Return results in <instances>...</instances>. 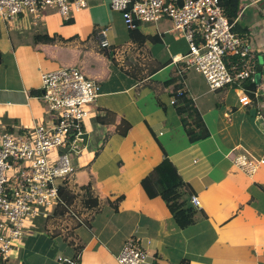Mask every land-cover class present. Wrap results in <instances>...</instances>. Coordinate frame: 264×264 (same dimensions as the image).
Masks as SVG:
<instances>
[{
    "label": "crops",
    "instance_id": "1",
    "mask_svg": "<svg viewBox=\"0 0 264 264\" xmlns=\"http://www.w3.org/2000/svg\"><path fill=\"white\" fill-rule=\"evenodd\" d=\"M236 23L258 55L257 95L243 106L244 84L213 91L184 72L211 132L191 142L163 85L179 74L183 62L173 59L190 46L170 19L129 28L111 0H88L70 20L56 9L0 19V118L7 131L24 132L52 117L39 97L45 72L76 66L101 85L71 154L76 170L64 186L70 201L77 191L99 204L83 205L85 219L66 239L69 246L61 239L56 253L54 240L45 238L52 249L42 264H71L58 257H71L72 250L79 251L74 264H119L131 238L152 240L162 264H264V163L254 176L234 163L242 152L264 159V0H242ZM104 28L109 49L97 37ZM43 31L54 40H37ZM179 181L201 201L197 222L186 228L161 197Z\"/></svg>",
    "mask_w": 264,
    "mask_h": 264
},
{
    "label": "built area",
    "instance_id": "2",
    "mask_svg": "<svg viewBox=\"0 0 264 264\" xmlns=\"http://www.w3.org/2000/svg\"><path fill=\"white\" fill-rule=\"evenodd\" d=\"M87 6L88 0H0V19L26 12L39 16L42 10L56 9L70 20L74 10ZM111 7L122 13L129 28L170 19L173 30L190 44L186 54L173 59L183 62L179 74L195 69L213 91L243 86L256 74L258 55L251 38L234 30L235 22H230L220 0H111ZM97 37L102 48L112 47L108 28L98 30ZM100 91L99 81L81 68L61 67L42 74L39 95L52 114L49 120L20 133L4 130L0 122V260L9 259L24 235L27 220L49 217L55 209L67 206L60 190L76 170L71 154L78 151L76 138L84 131L90 106ZM252 101L246 92L238 99L243 106ZM234 163L254 176L264 159L242 152ZM191 201L198 207L201 204L196 195ZM151 244L150 239L127 240L118 256L119 264H162ZM58 260L75 263L62 254Z\"/></svg>",
    "mask_w": 264,
    "mask_h": 264
},
{
    "label": "trees",
    "instance_id": "3",
    "mask_svg": "<svg viewBox=\"0 0 264 264\" xmlns=\"http://www.w3.org/2000/svg\"><path fill=\"white\" fill-rule=\"evenodd\" d=\"M220 3L224 7L225 13L230 22H235L234 30L240 32L237 27L236 19L239 17V13L242 9V0H220ZM37 40H45L51 42L54 40V37H51L46 31H43L37 34ZM1 57L2 56L0 54V58ZM257 72L258 68L256 70V73ZM243 84L246 93L254 96V93L257 89V81L255 75L253 76V78L246 80ZM163 85L168 89L169 95L172 100L175 101L173 104L181 118L190 141L197 142L209 137L211 135V132L204 119L202 118L197 105L189 94V89L186 85V75L174 74L168 80L163 82ZM128 130V127L126 129H123V134H127ZM60 193L65 200L68 199L64 188L60 190ZM192 195L193 194L189 188V185L184 181L174 183L173 185L166 187L161 191V197L167 204L170 212L174 217L175 222L180 228H186L196 223L201 213V210L198 208V206H195L192 203ZM68 202H70V199H68ZM86 202L91 206L99 204L98 200L91 194L87 195ZM43 219L48 220L49 217L44 218L43 216ZM44 224L46 225L47 221H45ZM63 241L64 242L61 243L63 246L68 245L66 240ZM78 256L79 251L72 250L71 257L72 260L75 261V263L79 261Z\"/></svg>",
    "mask_w": 264,
    "mask_h": 264
},
{
    "label": "rangeland",
    "instance_id": "4",
    "mask_svg": "<svg viewBox=\"0 0 264 264\" xmlns=\"http://www.w3.org/2000/svg\"><path fill=\"white\" fill-rule=\"evenodd\" d=\"M187 71L188 74H190V77L193 76L196 80L204 82L206 81L205 77L201 73H198L195 69H189ZM189 82L190 80H187V83ZM41 100L43 101L47 109L46 102L42 98ZM0 122L3 129L7 130L5 127L6 121L3 122V119L0 118ZM73 196L74 198L70 202H67L66 200L67 206L65 208H59V214L56 217L54 216L46 220L43 219V216H39L37 218H33L32 220H27L26 226L24 228V235L15 243V250L13 249L10 255V259L6 262L0 260V264L45 263L46 261L44 258V254H51L52 249L51 245H47L46 240H54L55 243L53 244V247L57 246L55 247L57 253L60 249L61 239L63 241L70 238L71 234H76V226L80 223V220L85 219L84 217H82L83 205L86 204L85 195L75 191V194ZM45 221H47L46 225L44 224ZM50 228L52 232L49 231ZM52 233L58 235H53ZM60 235H62L63 237H61ZM38 236L40 237L37 238ZM29 240L30 242H34V245L32 247L27 246Z\"/></svg>",
    "mask_w": 264,
    "mask_h": 264
}]
</instances>
